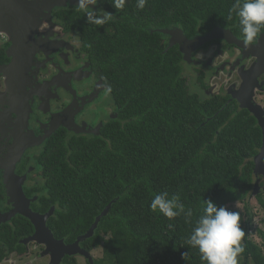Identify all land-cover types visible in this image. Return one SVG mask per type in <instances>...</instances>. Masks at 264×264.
<instances>
[{"label":"trees","instance_id":"1","mask_svg":"<svg viewBox=\"0 0 264 264\" xmlns=\"http://www.w3.org/2000/svg\"><path fill=\"white\" fill-rule=\"evenodd\" d=\"M148 2V17H159L161 28L178 26L194 35L210 31L219 19L225 23L235 0ZM140 35L150 48L146 53L133 55L129 49L111 47L98 56L104 69L114 66L111 76L120 113L101 136L83 138L77 146L73 141L64 151L66 168L71 169L63 171L62 184L49 183L47 188L60 198L66 215L61 232L55 230L57 223L52 228L58 238L64 229L72 242L87 234L110 206L94 236L81 244L92 256L101 251L100 258L93 256L94 264H206L187 240L205 201L211 200L241 214L245 251L238 257L239 264H264V231L258 230L262 242L257 244L248 199L253 189V158L262 143L256 120L246 112L235 114L233 105L226 107L218 98L205 100L191 93L182 55L162 41L155 50L156 36ZM163 191L178 196L192 216L182 213L169 221L153 212L150 201ZM256 199L264 212V195ZM237 202L244 211L228 207ZM33 233L24 217L15 218L13 225H0V263L8 252L26 253L20 241ZM66 264H78V260Z\"/></svg>","mask_w":264,"mask_h":264},{"label":"flooded vegetation","instance_id":"2","mask_svg":"<svg viewBox=\"0 0 264 264\" xmlns=\"http://www.w3.org/2000/svg\"><path fill=\"white\" fill-rule=\"evenodd\" d=\"M78 3L79 0H0V214L15 209L6 185H14V194L21 185L26 199L31 201V211L43 216L53 211L46 225L56 240L66 246L76 243L77 238L72 242L66 238L64 229L63 236L57 237L55 230L62 231L66 212L47 185L65 180L63 174L71 168H66L64 151L71 142L77 146L83 138L101 136L119 116L116 84L111 76L114 66L104 69L106 65L98 56L111 47L124 52L129 49L133 55L146 53L150 48L140 35L145 32L156 36L155 50L162 41L182 55L191 93L205 100L218 98L226 107L233 105L235 114L246 112L256 120L262 143L253 158V189L248 199L264 195V175L255 172L256 158L264 152V128L251 112L253 109L264 117V35L257 44L245 47L237 17L223 24L219 19L210 31L200 30L194 35L178 26L161 28L159 17H148L150 3L141 10L137 0H127L122 10H117L111 0H98L93 7L112 15L108 23L98 26L88 23ZM216 29L229 32L236 41L230 43L220 37L194 49L183 44L191 53L190 60L184 61L182 45L177 42L184 39L189 44ZM163 30L173 32L175 41ZM134 39L138 41H131ZM17 217L22 216L17 214L0 225H13ZM24 246L26 253L8 252L0 264H17L19 256L31 254L33 249L40 250L36 257L46 260L43 264L54 261L46 246L36 242ZM77 257L65 256L55 264H66L67 260L77 263Z\"/></svg>","mask_w":264,"mask_h":264},{"label":"clouds","instance_id":"3","mask_svg":"<svg viewBox=\"0 0 264 264\" xmlns=\"http://www.w3.org/2000/svg\"><path fill=\"white\" fill-rule=\"evenodd\" d=\"M111 2L117 10H122L127 0ZM97 4L98 0H79L78 6L84 10L89 24L104 26L112 19V15L97 11L93 7ZM146 4L147 0H137V7L141 10ZM231 13L238 18L244 46L257 44L264 35V0H235L229 18ZM205 203L187 243L198 249L201 261L206 264H239L238 257L245 251L242 244L245 232L241 227V214L230 211L227 207L217 206L211 200ZM149 206L153 212L162 214L169 221L182 213L188 218L192 216L191 209L185 212V206L180 203L179 197H170L167 191L155 193ZM168 227L174 229L172 223Z\"/></svg>","mask_w":264,"mask_h":264},{"label":"water","instance_id":"4","mask_svg":"<svg viewBox=\"0 0 264 264\" xmlns=\"http://www.w3.org/2000/svg\"><path fill=\"white\" fill-rule=\"evenodd\" d=\"M20 1V0H16ZM59 5V1L58 4ZM17 8H21L20 5L17 6ZM163 34H169L172 37L173 40L175 41V34L173 32H170L168 30H163ZM179 35H182L181 33ZM232 35L229 32H225L220 29H216L211 33H208L205 36H201L199 38L194 39L192 42H187L184 39L179 40L177 43L182 45V52L185 54L184 56V61L188 62L191 57V53L187 52V48L183 46L185 44L187 47L191 46L194 48H199L200 46L204 45L205 43L218 39L220 37H223L227 39L230 43H234L236 40L231 37ZM173 40L171 42V45H173ZM250 109V106H248ZM251 112L255 113L258 120L259 124L262 128H264V117L262 118L259 116V114L251 109ZM263 144H264V139H263ZM263 159H264V152H262L257 158H256V169L255 172L257 175H264V166H263ZM12 180V178H11ZM6 185V184H5ZM11 186H7V195L11 199V202L14 203V211L7 213V214H0V222H9L11 221L17 214L21 215L22 217L26 218L27 220L30 221L32 226L35 228L34 235L31 236L30 238L22 241V244H28L29 242H36L41 245H44L47 247V251L52 254V257L54 261L52 264L59 263L65 256H75V255H81L85 257L89 261L90 264H94V258L92 257L91 253L87 252L81 247V244L88 239L92 238L95 234V231L98 228V225L101 221V219L106 216L110 210V206L106 208V210L98 216L96 219L95 223L91 227V229L87 232V234L80 236L77 238L76 243L73 246H66L63 241H57L56 238L54 237L52 231H50L47 228V220L50 218L52 215L51 211L49 214L43 216L37 213H34L30 209V204L31 201L26 199L24 193H23V188L21 185L17 186V195L14 194V185L10 183Z\"/></svg>","mask_w":264,"mask_h":264},{"label":"rangeland","instance_id":"5","mask_svg":"<svg viewBox=\"0 0 264 264\" xmlns=\"http://www.w3.org/2000/svg\"><path fill=\"white\" fill-rule=\"evenodd\" d=\"M193 94H196L195 92ZM205 99V98H203ZM107 111L110 112V109L107 108ZM229 208L232 209H237L240 211H244V205L237 202L230 204L228 206ZM249 207L251 212L254 215V220H253V226H252V235L253 239L257 244H261L262 240L258 236L257 232L258 230H263L264 231V212L261 210V207L259 205V202L255 198H249ZM34 247V246H32ZM40 250H34L31 251V254H27L25 256H19L17 258V264H43L46 262V260H42L41 258L36 257V253L39 252ZM35 252V253H34ZM93 256L100 258L101 257V251L97 250L93 252ZM78 264H86V261L82 257H78Z\"/></svg>","mask_w":264,"mask_h":264}]
</instances>
